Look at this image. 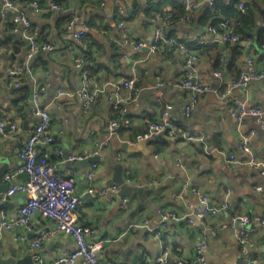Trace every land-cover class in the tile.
<instances>
[{"label":"crops","instance_id":"0c3cea01","mask_svg":"<svg viewBox=\"0 0 264 264\" xmlns=\"http://www.w3.org/2000/svg\"><path fill=\"white\" fill-rule=\"evenodd\" d=\"M29 1L16 0L38 28L41 38L52 41L56 49L37 54L29 62L30 72L21 80V87L16 89L7 72L13 64L25 59L28 40L21 28L12 23L11 14L0 21V116L19 124L9 136L0 135V169L6 166L0 184L8 183L4 176L18 163L17 151L36 123L30 102L36 82L46 86L42 103H51L50 132L55 141L50 160L62 176L74 178L76 193L84 200L76 213L77 220L96 229L92 239L104 242L101 259L105 263L157 264L162 249L167 252L165 264H174L179 258L191 261L197 256L196 246L204 239L208 245V257L214 264H236L241 257V264L250 259L264 264V225L250 232L253 244L248 253H242L232 222L226 216L207 215L203 223L196 221L190 225L185 220L161 223L158 213L161 207L180 215L187 214L190 205L198 204L193 189L200 187L212 204L220 202L225 191L230 189L231 212L247 214L252 220L264 217V177L257 169L243 165L231 170L225 158L226 154L234 152L241 159H247L248 153L240 147V140L249 135L251 152L258 159H264V130L251 116L238 124L230 112L235 101L264 108V79L230 89L240 72L247 68L248 56L254 58L257 71L264 69V48L257 40V31L264 21V0H241L251 11L254 23L249 27L246 18L234 12L238 4L227 0H224V9L211 17L207 14L211 6L207 0H57L63 7L61 12L46 8L39 14ZM186 1H193L197 6L187 10ZM135 8L139 10L132 11ZM170 11L175 18L166 27V32L188 43L200 38L206 41L219 38V34L211 32L210 28L218 26L216 22L225 17L231 27L255 38L252 41L215 42L198 49L195 67L212 91L198 96L190 117L184 115V107L189 101L188 90L173 86L154 87L158 77L175 82L185 76L184 57L179 50L160 47L150 52L128 46L125 49L128 58L123 59L122 51L110 40V37H128L150 43L156 26L163 23V15L158 14ZM71 18L77 21L73 30H68ZM120 21L124 22L125 31L118 29ZM86 23L92 27L81 44L76 42L73 32ZM247 28L252 31L248 33ZM72 49L76 54L86 56L95 69L90 72L88 88L94 91L105 87L106 90L99 94L97 103L88 111L73 95L56 97L58 89L74 91L84 84V69L72 63ZM135 62L138 64L140 81L137 87L142 89L141 98L137 102L124 103L126 115L131 118L130 127L121 128L107 138V125L116 101L114 83L129 77ZM215 71L220 72L218 77L214 75ZM228 89L226 96L216 95V92ZM128 94L127 89L122 90L123 96ZM168 104L173 106L171 114L176 122L188 133L199 130L200 139L190 144L183 138L165 135L149 140L139 150L123 148L124 143L137 144V134L144 132L149 121L156 119ZM251 130H255L253 135L249 134ZM201 139L205 143H201ZM104 140L108 146L97 161L98 167L90 183L87 179L90 164L70 165L71 161L66 158L69 152L95 156ZM163 141L168 142L167 146L158 149ZM59 149L63 154L58 152ZM178 160L181 166L177 165ZM120 165L124 167L123 177L125 170L131 171L132 183L127 184L133 188L130 195L123 196L121 186L117 193L108 196L89 194L90 184L95 191L110 187L112 184L107 183L114 178ZM24 179L23 175L16 178L18 182ZM257 186H262L263 191H257ZM124 197L129 199L126 209L120 206ZM25 200L22 193L7 198L0 202L3 206L0 214L4 211L7 218L13 220ZM131 226L134 228L129 229ZM155 227L156 235L151 230ZM206 228L218 230V233L210 230L205 233ZM52 229L53 223L38 215L27 231L15 228L4 232L0 239V256L9 258L16 254L17 259L31 256L33 264H39L33 258L32 242L41 236L39 253L44 260H54L73 252L74 240L64 234L49 233Z\"/></svg>","mask_w":264,"mask_h":264},{"label":"built area","instance_id":"2783aa9c","mask_svg":"<svg viewBox=\"0 0 264 264\" xmlns=\"http://www.w3.org/2000/svg\"><path fill=\"white\" fill-rule=\"evenodd\" d=\"M211 4L210 8H215L216 0H207ZM32 9L36 14H39L43 9L49 8L56 12H61L63 7L57 0H48L47 7L41 6L39 0H33L30 3ZM187 10L194 9L197 4L193 1L184 2ZM239 8L244 12L247 9L246 4L241 1ZM139 10V8H138ZM136 8L132 11H138ZM11 14V21L15 27H20L23 36L28 40V51L26 52L25 59L21 62L13 64L7 72L8 79L13 83L15 88L21 86V80L24 78L27 72H30L29 62L33 60L39 52H52L56 49V45L52 41L43 40L41 38L38 28L34 25L33 21L28 17L26 11L18 5L16 0H0V21L6 19ZM163 15V23L156 26V32L154 39L147 43L145 41L131 40L126 38H113L110 40L122 51V58L127 59L128 56L125 49L128 46L134 49L147 48L150 52H155L160 47H167L169 49H177L184 57L185 76L175 82H168L160 77L157 78L154 87H167L173 86L177 88H183L189 91V101L184 107V115L190 117L197 104L198 96L207 93L210 87L205 84L199 72L197 71L195 64L198 60V49L201 46L212 45L215 42H239L241 36L235 31L233 27L226 21H220L218 26H212L211 32L218 33L219 38L216 40L206 41L203 38L197 39L194 43H188L177 39L176 37L166 32V27L170 24L172 13L160 12L158 14ZM189 15H187L188 17ZM157 17V15H156ZM155 20V19H154ZM77 19L71 18L68 21L67 29L73 30ZM264 27V22L262 23ZM118 29L125 31V25L123 21L119 22ZM91 30L89 24H84L80 29L73 32V37L76 42L81 43L84 37ZM264 48V45H262ZM71 60L74 66L84 69L83 79L84 84L74 91H68L64 89L57 90V96L73 95L80 102L84 110L88 111L93 108L97 103L99 94L104 93L105 87L91 91L87 85L90 83V73L87 70L90 66V61L86 56L76 54L73 49L71 51ZM254 58L250 55L247 58V68L240 72L238 78L231 84L230 89L235 87L246 86L253 80L264 79V69L257 71L255 69ZM214 75L218 77L220 72L215 71ZM140 81L138 64L135 62L131 69V75L119 83H114L115 91L113 96L116 97V101L113 107L112 116L107 125V138H111L117 133V130L121 128H128L131 125V118L126 115V106L124 103L137 102L141 98L142 89L137 87ZM127 89L129 94L127 96L122 95V90ZM216 92L218 97H224L230 91ZM46 86L35 82L32 93L30 96L31 113L36 118L33 131L21 144L17 151L18 163L10 170L5 176L4 180L10 183L9 188L6 191L0 192V202H4L7 198L22 193L26 196V200L19 207L17 215L13 220H9L4 211L0 214V239L4 232L13 230L15 228H21L25 231L31 228L33 220L36 216H41L43 219L50 220L53 223V229L49 233H60L70 236L75 242V249L73 252L58 256L54 260H44L39 253V249L42 247L43 237H39L33 240L32 245L35 249L33 254L34 260L39 264H107L101 256L105 249L104 242L102 240L92 239L96 234V229L90 225L81 224L77 220V211L84 204L82 196L76 193L74 178L69 176H62L50 158L52 155L51 148L52 143L55 141V137L50 132V126L52 117L50 113V105L42 103V97L46 95ZM173 106L171 104L166 105V108L162 110L160 115L150 120L148 126L144 132H140L136 136V141H149L160 136H168L171 138L179 137L186 140V142L192 144L200 135L199 130H194L191 133L186 132L173 118L171 111ZM230 112L238 120V124H242L247 116H251L255 119L256 124L264 130V108L258 105L248 106L244 102L235 101L230 108ZM19 127L18 121L8 122L4 116H0V135L9 136L11 132H15ZM255 130L249 131L250 135H253ZM249 135L243 136L240 140V147L244 152L248 153L247 159H241L236 153L231 152L226 163L231 170H235L240 166H247L251 169H257L261 176L264 177V159H258L250 150ZM201 143L204 141L199 140ZM108 146L106 141H102L98 146L95 155L101 157L105 152V147ZM58 152L63 154V150L59 149ZM90 156H82L80 154H72L66 158L67 161L86 160ZM158 157V155H156ZM89 170L87 172V179L91 183L98 162L89 163ZM178 166H181L180 161L177 162ZM25 176L22 182L16 180L17 176ZM70 175V174H69ZM124 181L126 184H131V171L125 170ZM91 186L88 191L90 195L108 196L112 192L117 193L120 189L119 184H112L106 189L100 188L94 190ZM257 191H263L262 186L256 187ZM198 199L197 206L190 205V211L187 214L180 215L179 213L171 210H165L159 207L158 213L160 216V222L166 221L180 222L185 220L188 224H196V221L204 222L207 215H223L230 219L232 227L235 230V235L238 239V243L241 246L242 253H248L252 246L251 231L264 225V217H257L252 220L247 214H237L230 211L229 198L231 190L228 189L224 193V198L215 204L210 203V198L207 194L203 193L200 187L193 189ZM129 199L124 197L121 199L120 206L123 209L127 208ZM134 228L131 226L129 229ZM128 229V230H129ZM156 235L157 227L151 229ZM210 230L212 233H218V230L212 228H206L205 233ZM125 234V233H124ZM24 239V236H22ZM162 254L158 258L157 264H165L167 252L165 249L161 250ZM197 256L194 260L187 261L185 259H177L174 264H214L208 257V245L203 239L196 246ZM246 264H259V260L250 259Z\"/></svg>","mask_w":264,"mask_h":264},{"label":"water","instance_id":"95a60500","mask_svg":"<svg viewBox=\"0 0 264 264\" xmlns=\"http://www.w3.org/2000/svg\"><path fill=\"white\" fill-rule=\"evenodd\" d=\"M145 50H148L147 48H145ZM149 51V50H148ZM148 141H139L137 144H130V143H124L123 144V148L125 149H133V150H139L141 149L142 147H144L146 145ZM205 143V141H204ZM100 159V156L98 155H95V156H91L89 157L88 159L86 160H82V161H71L69 164L70 165H73V164H79V165H82V164H88V163H91V162H97L98 160ZM6 165V164H5ZM5 167L4 166L3 168L0 169V180H1V177L2 175L4 174L5 172ZM123 169L124 167L122 165H120L119 167H117L116 169V174L114 176V178L109 181L107 184H113V183H118L120 184L121 186V189L123 190L122 191V194L123 196H128L130 195L131 191H132V187L127 185L124 181V177H123ZM10 186L9 183L7 184H0V192H3L5 191L6 189H8V187ZM3 206L0 205V209L2 208ZM242 259L243 257L239 258V260L236 262V264H241L242 262ZM0 264H33V261H32V258L31 256H26L24 258H19L17 259L16 258V254H14L12 257H9V258H3L0 256Z\"/></svg>","mask_w":264,"mask_h":264},{"label":"trees","instance_id":"16d2710c","mask_svg":"<svg viewBox=\"0 0 264 264\" xmlns=\"http://www.w3.org/2000/svg\"><path fill=\"white\" fill-rule=\"evenodd\" d=\"M33 0H30L29 2L31 3ZM227 1H232L231 2V4L232 3H237L238 4V7H236V9L234 10V12H235V14H238V15H240L241 17H245L246 18V21L248 22V27L249 26H252L253 25V19L251 18V14H250V12L251 11H249V5H247V3H246V6H247V9H246V11H242L240 8H239V4H240V2H241V0H227ZM39 3H40V5L41 6H46L47 5V0H39ZM226 2L224 1V0H216L215 1V5H216V7L215 8H209L208 10H207V14H208V16H214V15H217V14H219L220 13V11H221V9L223 8L224 9V5L223 4H225ZM234 5V4H233ZM172 13V17H171V20H170V23L174 20V18H175V15H174V13L173 12H171ZM226 21V22H228L229 24H230V21H229V19L228 18H222V19H219L216 23L218 24V23H220V21ZM264 21H262L261 22V24H260V29L257 31V40L259 41V44L260 45H264V27L262 26V23H263ZM91 27H92V24H89ZM234 29H235V31L241 36V41H252V40H254L255 38H254V36H252V34H250L249 32H251L252 30L250 29V28H247V31H248V33L249 34H246L245 33V35H244V33L243 32H240V31H238L237 30V28H235L234 27ZM253 29V28H252ZM88 35V34H87ZM86 35V36H87ZM85 36V37H86ZM84 37V38H85ZM87 70L89 71V73L90 72H94V68H92V65L91 66H88V68H87ZM92 73H90V75H91ZM21 86H19L18 88H16V89H19ZM167 141H163V142H161V143H159V147H157L158 149H160V147L162 146V148H164V147H166L167 146Z\"/></svg>","mask_w":264,"mask_h":264},{"label":"rangeland","instance_id":"374dc122","mask_svg":"<svg viewBox=\"0 0 264 264\" xmlns=\"http://www.w3.org/2000/svg\"><path fill=\"white\" fill-rule=\"evenodd\" d=\"M42 52H43V51H42ZM39 53H41V52H39ZM39 53H37V54H39ZM37 54H36V55H37ZM71 155H72V154L69 152V155H68V156L70 157ZM68 156H67V157H68ZM76 161H78V160H76Z\"/></svg>","mask_w":264,"mask_h":264},{"label":"bare ground","instance_id":"6f19581e","mask_svg":"<svg viewBox=\"0 0 264 264\" xmlns=\"http://www.w3.org/2000/svg\"><path fill=\"white\" fill-rule=\"evenodd\" d=\"M229 155H230V153L226 154V155H225V158H228Z\"/></svg>","mask_w":264,"mask_h":264}]
</instances>
